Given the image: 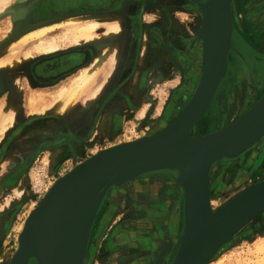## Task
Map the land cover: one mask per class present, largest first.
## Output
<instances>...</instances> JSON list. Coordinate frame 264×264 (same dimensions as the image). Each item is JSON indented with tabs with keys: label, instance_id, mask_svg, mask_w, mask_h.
<instances>
[{
	"label": "rangeland",
	"instance_id": "374dc122",
	"mask_svg": "<svg viewBox=\"0 0 264 264\" xmlns=\"http://www.w3.org/2000/svg\"><path fill=\"white\" fill-rule=\"evenodd\" d=\"M22 1L25 7L23 6L24 9L20 13L17 12V8H15V2H11L7 9L0 10V77L6 81V89L4 90L6 95L0 97V113H2L0 117L2 116L1 119H3L7 110L13 113L15 112L16 114L15 123L10 126L7 133L0 139V150L5 146L3 149L6 158L13 149L12 147H16L13 150L17 151V155H19L17 159H20V161H23L29 153V133L26 129V120L31 118L32 114H38L40 116L34 115V117L41 118L47 117V115L50 114H56L52 110L42 114L30 113V107L27 102V92L29 90L28 88H32L33 86L27 70L28 64L31 62L32 58L39 55V53L34 49L37 40L33 39L27 41L24 45H21V42L25 41L24 37L27 33L37 27L26 32H23V29L29 25L42 22H50L48 23V25H50L55 21L61 20L60 18L68 17L63 15L54 19L35 21L34 13L36 9L41 7L40 3L44 1L42 0L38 5L34 6L31 13L32 18H26L25 12L29 8L28 3L32 0ZM196 1L193 0L189 2L191 7L188 11L178 10L177 14H175V20L178 22L187 20L189 22L188 25H193V22L197 21L194 26L193 36L197 42L202 44L203 39L196 31L198 30L197 24L201 20L202 9L200 3ZM231 3L234 26L231 42L241 55L235 52V50H230L229 52L219 87L209 109L203 116V118L209 120V124L211 125L209 131H214L222 127L223 124L225 125V123L242 115L264 93V0H231ZM94 13L89 11L82 12L74 15L73 18L80 17L82 14H89L92 17H101ZM159 14V12L146 9L143 13L142 23L150 28L156 27V21L158 20V16H160ZM103 17L105 16L101 18ZM114 20L102 19V21ZM101 27L102 31L106 30V27ZM64 29L65 27H56L48 37H57ZM164 32L170 34L169 29H166ZM113 35L117 34H105L100 36L96 42L99 40L103 43L102 47L108 50L112 48ZM181 39L182 38H180V40ZM69 46L72 45L65 42L60 43V49ZM198 51L199 54L194 71L196 68L200 69L201 64L203 65L204 63L203 48L200 47ZM101 59H105L104 56H101ZM107 61L111 62L108 58ZM182 67L183 65L179 62L177 67L175 66L172 68L171 76L163 75L151 81L152 83H150V85H145L142 92L144 94H141L143 95L141 99L142 108L145 107L143 116L141 115L140 117V113H137L135 118L126 119L122 134L116 139L100 140L97 138L87 142L84 149L81 150L76 157L66 155L65 159H63L60 156L62 160H59L57 152L44 150L40 156L38 155L34 158L27 170H23L25 172L22 171L20 173L21 175L24 174L22 183L25 184H18L16 186L17 188L15 186L11 187L6 184H0V259L3 254L7 255V258L14 255L19 245V238L17 236L20 227L24 221L28 219L30 210H35L42 203L45 196L52 188L51 186H53L59 178L66 175L76 164L89 158L108 144L115 143L116 141L118 142L119 140H132L138 136L151 134L150 131L156 128L154 127L155 125H158L160 130L165 129L180 115L181 111L191 100L201 78V70H203V68L196 70L192 76L190 75L189 80L191 81L195 76V89L186 93L185 96V90L182 89L185 81L184 74L181 73ZM106 75L108 74L106 73ZM152 76L153 75H151V78H153ZM72 78L73 76L54 88L58 89L60 85L70 84ZM106 78L107 76H99V78L96 79L97 82L94 85L96 90L99 87H105V85L102 86V84L105 82ZM181 89L182 91H180ZM100 95L101 93H99L98 96ZM80 102H82V100L79 101V103ZM83 103L82 105L86 104ZM76 107L77 106H75L74 109H76ZM44 114L47 115L43 116ZM54 122L55 121H51L49 126L51 127ZM34 125L35 127L32 132L33 136L36 135V129L40 127L42 129L38 132L48 133L46 124L43 120ZM198 125L202 127V122L195 127V133L200 131ZM11 133H17L18 139H15L17 140L16 142L10 138ZM13 138H16L15 135ZM38 144L39 143H36V146ZM262 145H264V140L247 156L241 159L226 160L223 162V165L221 162L217 163L211 181V193L215 202L222 204L235 195L236 192L246 188V186L264 180V147H262ZM57 160L58 163L56 162ZM224 166L226 168L224 171L226 172L225 175L223 172ZM10 170L9 166L0 168V180L9 174L11 172ZM159 171L172 172L174 174L171 170ZM174 178L175 174L171 179L174 180ZM162 181H160V183ZM21 186L25 188L20 196L17 195L15 191ZM158 186L159 184L152 185L154 191H157L156 193H158ZM126 187L127 186L124 185L111 186L106 192L91 227L84 264H160V262L156 260L155 254H157V250L167 240L169 235L166 233L169 229L173 232L172 234L174 236L170 235V237L175 238L173 246L175 245L174 248H176L182 230L183 213L178 214V218L172 225L170 220L165 216L168 211L167 208L165 209V207H162L159 208L160 210H157L159 204L156 203V200H154V204H151L153 206L142 205L140 201L134 200L133 198L130 200L125 191ZM169 187H174L176 189L177 199H179L178 208L182 209L181 190L174 185L164 184L161 188L160 196L162 197L164 194L165 197V189ZM118 189L124 191L125 194L116 198V191H119ZM142 189L143 192L146 193L145 197L148 199L151 194L145 191L144 186ZM113 191L115 193H112ZM135 209L140 212L143 210L144 213L147 211H158L157 214L162 213L164 216L161 215V217L157 219L146 218V216L137 217L135 216ZM9 218H11V221H8ZM254 219L240 229L232 239L221 247L219 252L214 256L215 259L213 258L214 260L212 259L209 264H264V216H258L255 220ZM145 221L153 222L155 227L145 233L147 239L143 240V238L139 237L141 236V232L138 229L142 227L141 223ZM177 236L178 239H176ZM139 238L141 239L139 240ZM171 257L172 255L166 260L165 264H170ZM2 263L6 264L7 262ZM30 264H37V262L32 260Z\"/></svg>",
	"mask_w": 264,
	"mask_h": 264
},
{
	"label": "water",
	"instance_id": "95a60500",
	"mask_svg": "<svg viewBox=\"0 0 264 264\" xmlns=\"http://www.w3.org/2000/svg\"><path fill=\"white\" fill-rule=\"evenodd\" d=\"M40 1L28 3L26 18H32V10ZM206 6L203 29L197 30L206 45L204 65L198 86L187 106L163 131L142 138L143 142L113 150L57 180L27 219L19 238L20 247L13 255L14 263L10 264H29L32 259L37 264H84L91 227L106 192L111 186H123L136 174L151 170L176 171L178 186L185 191V231L172 264L203 262L209 250L205 241L203 212L207 207L210 164L220 157L235 159L264 138L263 93L247 111L223 128L198 140H192V137L184 139L185 133L210 107L232 48L231 0H207ZM48 23H28L23 32ZM104 176L113 178L107 180L103 187L92 182ZM82 187L83 192L75 198L67 212L61 209L65 200ZM263 211L264 180L231 198L223 210L227 224L212 257ZM66 218L73 220V249L69 243L62 241L61 223ZM191 248L194 255L188 259L187 251Z\"/></svg>",
	"mask_w": 264,
	"mask_h": 264
},
{
	"label": "flooded vegetation",
	"instance_id": "af4514ba",
	"mask_svg": "<svg viewBox=\"0 0 264 264\" xmlns=\"http://www.w3.org/2000/svg\"><path fill=\"white\" fill-rule=\"evenodd\" d=\"M192 1L193 0H173L169 2L165 0H44L43 3H40L41 7L36 9L34 13L35 21L54 19L63 15L70 18L87 11L108 13L110 15L108 19L111 20L119 18L121 30L117 35H113L114 38L112 39V43L116 44L114 47L117 49L116 54H114L116 56V63L109 75V84L105 85L102 94L91 103L90 111L84 114V119L79 117L67 122L65 120L67 118L60 114H44L43 116L47 115V117L42 118L34 117V115L40 116L38 114H32V117L26 120V129L29 133V153L23 161H20V159L16 160L12 165L11 172L0 180V184H6L11 187H16L18 184H25L22 183L24 174L21 175L20 173L23 170H27L34 158L38 155L40 156L44 150L57 152L59 160H62V158L65 159L66 155L76 157L81 150L84 149L87 142L97 138L100 140L116 139L122 134L126 119L135 118L136 114L142 108L141 99L143 95L141 94H144L142 92L145 85H150V83H152L151 81L163 75L171 76L172 68L175 66L177 67L179 62L183 65L181 73L184 74L185 81L182 89L185 90L186 96L190 86L194 85L195 80V76L192 81L189 80V77L190 75L192 76L196 70H199L196 68L194 71L199 54L198 50L200 47L203 48V44L196 41L193 33L182 30L184 26L188 28L189 22L187 20H182V22L176 21L175 14H177L178 10L188 11L191 7L189 2ZM146 9L160 13L156 21V27L154 28L147 27V25L142 23L143 13ZM166 17H168V19H165ZM165 22H168V26L163 28L162 31V27L167 24ZM166 29H169L170 34L164 32ZM144 37H147L150 41L146 40L148 43V53L145 55L144 58L146 59L142 65V63H139L141 61L140 58H143L142 47L145 41ZM180 38L182 39L180 40ZM113 44H111V47ZM102 46V42L93 41L80 46L72 45L67 48L58 49L56 52L50 54H39L35 56L28 64L27 70L32 80V86L43 89H50L58 86L61 82L75 75V73H78L81 69L88 67L97 57L101 59V56L105 55L103 51L106 50ZM110 55H112V53ZM170 55H173L175 59ZM165 56H170V59H166V64L163 63L164 66L161 69L159 68L161 67L159 59L165 58ZM137 71L140 72V94H126L123 90L129 85L133 78V74ZM151 75H153V78H151ZM182 89L180 91H182ZM5 95L4 93L3 96ZM127 97H129V99H127ZM107 114L110 115L108 116ZM104 115L108 116L107 119L110 129H107V134H99V123L103 120L102 117ZM41 120L46 124L48 133L38 132L42 128L36 129V127L35 129L37 132L36 135L33 136L34 124ZM51 121H55V123L53 124L54 126L52 125L50 128L49 123ZM104 127L108 126L105 125ZM104 130L106 131V129ZM14 135L16 138H13ZM10 138L16 142L17 140L15 139H18L17 133H11ZM36 143L39 144L36 146ZM77 146L79 147L77 148ZM3 147L0 150V164L5 159ZM262 147H264V145H262ZM12 148L15 149L16 147L13 146ZM60 156L62 158H60ZM56 162L58 163V160ZM225 170L226 168L224 166L223 172ZM173 175L172 172L157 171L141 176L139 184L142 183L145 187V191L148 194L150 193L151 196L147 200H141L140 203L153 206L151 204L155 203V192L151 184H156L157 182L161 184L160 181L162 180L170 182ZM167 191H169V188H167L165 192L166 196L164 200H169V197L171 198L173 195ZM159 192H161V189ZM121 195L122 192H119L116 198ZM133 197L135 196H132V198ZM162 197L164 198V194ZM163 207L166 208L167 204ZM160 208H162V206ZM157 210L160 209L158 208ZM157 212L158 211H156V213ZM8 221H11V218H9ZM144 223L147 230H152L155 227L152 222L145 221ZM168 240L169 236L166 241Z\"/></svg>",
	"mask_w": 264,
	"mask_h": 264
},
{
	"label": "bare ground",
	"instance_id": "6f19581e",
	"mask_svg": "<svg viewBox=\"0 0 264 264\" xmlns=\"http://www.w3.org/2000/svg\"><path fill=\"white\" fill-rule=\"evenodd\" d=\"M11 2H15L16 3L15 4V8H17L16 9L17 12L20 13L21 11H23L25 6H24V2L22 0H0V10L7 9L10 6ZM196 2L200 3V7L202 9L201 10L202 11L201 12L202 13V17H200L201 20L197 24V28H198V30H200L201 28L203 29V26H204L203 25V23H204L203 22V20H204L203 17H204V12H205L206 7H207L206 6L207 0H197ZM102 19L105 20L104 17L103 18H99V19H95V17L91 18V16L88 15V16H84V17H77V18H73L72 17V18H69L67 20L64 19V20L56 21L54 23H51L50 25L46 24V25H43L41 27H37V28L31 30L29 33H27V35H25V37H24L25 41L21 42V45L26 44L27 41L35 39V40H37V42L35 44V48L34 49L39 54H50V53L56 52V50L60 49V43L61 42L69 43V44H71L73 46H80L82 44H86V43H89V42H92V41H96L100 36H103L105 34H109V35H110V33L118 34L120 32L121 27H120V24H119L120 23L119 18H117L114 21H102ZM196 22L195 21L193 22V27L195 26ZM101 26L106 27V30L102 31V27ZM56 27H65V29L57 37L56 36L55 37L54 36H49L48 37V35ZM233 28H234V26H233ZM193 31H194V29H193ZM202 44H203V50H205L206 45H205L204 41L202 42ZM231 50H235V52H237L238 54L241 55V53L237 49H235L233 45H232ZM116 51L117 50H116V48L114 46L112 48L106 50V51H103V52H105L104 53L105 54L104 55L105 59H100V57L99 58L97 57L96 59H94L88 67H86L84 69H81L78 73H75V75H73V78L71 79V83L70 84L68 83V85H60L58 89L53 88V89H47V90L39 89V88H35V87L28 88L29 90L27 92V102H28V106L30 107V113L42 114V113L48 112L49 110H52L56 114H60L63 117L67 118V119H65L67 122L69 120L74 119L75 118V109L74 108H75V106L78 105L79 101L82 100V102H84L87 105H89L91 102H93L98 97L101 87L97 88V90L94 87V85L97 82L96 79L99 78V76H106V73L108 74V72L110 71V68H111L110 64L114 65V63H116V56L114 55V54H116ZM111 53H112V55H110ZM107 58H108V60H111V62L107 61ZM241 59H242V57H241ZM140 60H142V59H140ZM0 65H1V63H0ZM203 65H204V63H203ZM203 65L201 64L200 69L203 68ZM201 71H200V74H201ZM194 85L190 86L189 91H193L195 89ZM5 89H6V81L0 77V97L3 96V94L5 92L4 91ZM150 104H151V102H150ZM87 111H90V109H87L86 111H84V113L82 115L76 116V119L79 118V117H82L84 119L85 118L84 114L87 113ZM144 112H145V107L141 108L139 110L138 113H140V117H141V115L143 116ZM0 114H2V113H0ZM204 115H202L198 119V121L190 128V130L185 133L184 139L188 140L189 138L192 137L193 138L192 140H198V139L204 138L205 136L209 135L210 133L215 132V131L223 128L228 123H230V122H232L233 120L236 119L235 118V119L231 120L230 122L225 123V125L223 124L222 127L218 128V129H216L214 131H209L210 130L209 129L210 128L209 120L206 119V118H203ZM1 117H0V139L3 137V135H5L7 133V131L9 130L10 126H12L15 123L16 114H15V112L13 113L12 111L7 110V112H5V115H4L3 119H1ZM107 117H108L107 115H104L102 117L103 120L100 121V123H99V127H98V133L99 134H105V130L104 129H106V131H107V129H110V127L108 125ZM88 121H89V119H88ZM201 122H202V127H200V125H198L199 126L198 129L200 131L195 133V127L197 126V124H199ZM105 125L108 126V127H104ZM134 127H135V125H134ZM154 127H156V128H153L150 131L151 134L138 136V137H136V138H134L132 140H119L118 142L115 140L116 141L115 143H111V144H108L105 147H102L98 152H95L89 158H86V159L82 160L81 162H79L78 164H76L71 169L72 171L71 170L70 171L74 172V171L80 169L81 167H83L84 165L88 164L89 162H91V161H93V160H95V159H97V158H99V157H101V156L113 151V150H116V149H119V148H122V147H125V146H128V145H132V144H137V143L143 142L142 138H145V137H148V136H152V135L157 134V133H159V132L164 130V129L160 130V127L158 125H155ZM83 133H84V131H83ZM263 140H264V138L262 139V141ZM257 146H258V144H253L252 146H250L248 149H246L244 152H242L235 159H241V158L247 156ZM226 160H231V159L224 158V157H220V158L216 159L214 162H212L210 164V168H209V172H208L207 189H206V191H207V207L204 209V212H203V222H204V231H205V237H206L205 241L208 242L209 250L207 252V255H206L205 259L203 260V262L201 264H209L212 261V259L214 258V256L219 252V251H217L212 257L213 252L216 250L215 248H217V246L220 243L223 229L225 228V226L227 224L226 220L224 219V216H223L224 215L223 214V210L225 209V206H228V202L230 201L231 198H233L236 194H238L239 192H241L242 190L245 189V188H243L239 192H236L235 195L230 197L228 200H226L222 204H218V202L214 201V199L212 197V193H211V190H212V182H211L212 181V175H213V173H215V166L217 165V163L221 162V164H224L223 162L226 161ZM1 166H2L1 168H3L4 164L1 165ZM157 171L158 170H156V171L151 170L150 172L152 173V172H157ZM150 172H147V173H150ZM173 172L175 174L174 180H170V182L162 181L161 184H159L158 182L156 183V184H159L158 192L160 191V189L162 188V186L164 184H172L176 188H179L181 190L180 193L182 195V204H183L182 207L183 208L182 209L178 208L179 199H177V192H176V189L174 187H169V191H167V192H170L171 194H173L171 196V198L169 197V200H164L165 197L163 198V197L160 196L161 192L156 193L157 191H154L155 192V200H156V203L159 204L158 208H160L161 206L163 207L164 205L167 204L166 208L168 209V211L166 212L165 216H166V218H168V220H170L172 225L174 224L175 220L178 218V214L179 213H183L182 230H181V234H180L179 240H178L179 242L177 243L176 248H174L175 245L173 246V241H175V238H173V237L171 238L170 237V235H173L172 234L173 232L171 231V229H169L167 231L166 234L169 235V240L166 241L165 243H163L160 246V248L157 250V254H155L156 258L160 262V264H165L166 260L171 255H172V257H171L172 259L170 261V264L173 263V260L176 257L177 252H178L179 247H180V244H181L182 235L184 234V231H185V223H186L185 191H184V189L181 186H178V181L176 179L178 177L177 172L176 171H173ZM225 173L226 172H224V175H225ZM143 174H145V173H138L135 176H133L132 179H130L129 181L124 183L125 184L124 186H127L125 188V191L127 192L126 194L128 195V198L130 200H131L132 196H135V197H133L134 200H138V201L147 200V198L145 197L146 193H144L143 189H142V187L144 185L142 183L139 184L140 180H141L140 178H141V176ZM111 178H113V176H104V177L97 178V179L93 180L92 182L94 184H98L96 186L101 188V187L104 186V183L107 180L111 179ZM198 181L200 182L199 178H198ZM92 182H90L89 185H91ZM152 185L153 184H151V186ZM250 186H251V184L246 186V188L250 187ZM24 188L25 187H22V186L19 187L15 191L17 193V195L21 196L22 191H24ZM116 188H119V187H116ZM130 189H131V195H130ZM83 190H84V187H82L77 192H75L72 196L67 198L65 200V202L63 203V206L61 207V209H64L67 212L69 207L72 205V202L75 200V198L79 194H81L83 192ZM165 190H167V189H165ZM165 190H163V191H165ZM119 192H122V195L125 194L124 191H122V190L120 191L119 190L118 192L116 191V195L117 196H118ZM154 192H153V194H154ZM112 193H115V192L113 191ZM163 203H166V204H163ZM33 210L34 209L30 210L29 216L33 213ZM135 213H136L135 216H137V217H140V216H144L145 217L146 216V218H152V219H157L158 217H161V215H162V213L161 214L160 213L157 214L156 211H147V212L144 213L143 210L140 212L139 210H136V209H135ZM162 216H164V215H162ZM258 216L259 217L260 216L263 217L264 216V211L261 212ZM26 223H27V220L24 221V223L21 225V227L19 226L20 227V231H19V234L17 236L18 238H20L21 234L23 233ZM141 226L142 227L140 229H138L141 232V236H139V237L143 238V240H146L147 237H145L146 236L145 233L148 230H147V228L145 226V223H141ZM61 229H62V234H63V236H62L63 237L62 238L63 243H69V245H71V248L73 249L74 248L73 247V243H72V240H73L72 239L73 238V236H72V233H73V220L71 218H66L61 223ZM141 238H139V240ZM176 239H178V236H177ZM18 243H19L18 247H20V242L18 241ZM153 243H155V242H153ZM187 254H188V259L191 258L194 255V249L191 248L190 250H188ZM0 260H1V262H0L1 264H3L2 262H7L6 264H10L11 262H13L14 257L11 256V257L7 258V255L3 254Z\"/></svg>",
	"mask_w": 264,
	"mask_h": 264
},
{
	"label": "crops",
	"instance_id": "0c3cea01",
	"mask_svg": "<svg viewBox=\"0 0 264 264\" xmlns=\"http://www.w3.org/2000/svg\"><path fill=\"white\" fill-rule=\"evenodd\" d=\"M165 1H173V0H165ZM175 1H178V0H175ZM94 13V12H93ZM94 14H96V15H98V16H105L104 18L107 20L108 18H109V14L108 13H104V12H97V13H94ZM89 14H82V15H80V17H84V16H88ZM91 16V15H90ZM93 17H95V16H93ZM92 16H91V18H93ZM101 17H95V19H99V18H101ZM166 19H168V17L166 18ZM61 20H64V19H61ZM58 21H60V20H58ZM56 22V21H55ZM165 23H167L166 24V26H163L162 27V30H163V28H165V27H167L168 26V22H165ZM188 28H189V30H188ZM188 28H186V26H184V27H182V30L183 31H188L189 33H193V25H188ZM181 30V31H182ZM180 33V32H179ZM106 39V38H105ZM107 39H109V38H107ZM101 40V39H100ZM144 42H143V47H142V57L143 58H140V59H142L141 61H140V63L139 64H141L142 63V65H143V63H144V61H145V59L146 58H144L145 57V55L148 53V43H147V41L146 40H148V38L147 37H144ZM99 41V40H98ZM148 41H150V39L148 40ZM116 44H113V46H115ZM112 46V47H113ZM117 50V49H116ZM167 55V54H166ZM171 57H173L174 59H175V57L173 56V55H170ZM170 56H165V58H161V59H159L160 61H159V63H160V65H161V67H159V68H163V66H164V64H166V59L168 60V59H170L169 57ZM164 63V64H163ZM114 65H115V63H114ZM114 65L112 64V65H110L111 66V68H110V71L108 72V75H106L107 76V78H106V80H105V82L102 84V86H104V85H108L109 83V79H110V73L112 72V69H113V67H114ZM140 72H135V74H133V78H132V80H131V82L129 83V85L127 86V87H125V89L123 90V91H125V93L126 94H140V92H139V83H140ZM65 81V80H64ZM102 92H103V88L101 87V89H100V91H99V93H101L102 94ZM126 96H128V95H126ZM127 99H129V97H127ZM96 100V99H95ZM82 103L83 102H80L78 105H77V107H76V109H75V118H76V116H80V115H82L83 113H84V111H86L87 109H90V106H91V104L90 105H87V104H84V105H82ZM93 103V102H92ZM108 115V114H107ZM110 115V114H109ZM108 115V116H109ZM105 134H107V131H105ZM77 147H79V146H77ZM17 157H19V155H17V151L16 150H11L10 151V153L6 156V158L2 161V163L0 164V168L2 167L1 165H3L4 164V167H7V166H9V168L11 169L12 168V165L16 162V160H17ZM3 167V168H4Z\"/></svg>",
	"mask_w": 264,
	"mask_h": 264
}]
</instances>
